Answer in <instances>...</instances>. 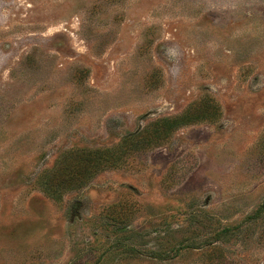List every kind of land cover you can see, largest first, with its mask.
Segmentation results:
<instances>
[{
    "label": "rangeland",
    "instance_id": "1",
    "mask_svg": "<svg viewBox=\"0 0 264 264\" xmlns=\"http://www.w3.org/2000/svg\"><path fill=\"white\" fill-rule=\"evenodd\" d=\"M0 264H264V0H0Z\"/></svg>",
    "mask_w": 264,
    "mask_h": 264
},
{
    "label": "trees",
    "instance_id": "2",
    "mask_svg": "<svg viewBox=\"0 0 264 264\" xmlns=\"http://www.w3.org/2000/svg\"><path fill=\"white\" fill-rule=\"evenodd\" d=\"M209 108L217 110L214 106H202L197 112H186L183 115L171 119H162L153 125L152 138L141 139L140 135L131 136L128 140L135 141L141 150L151 146H159L163 140L170 137L181 125L192 124L212 119ZM144 145V146H142ZM141 146V147H140ZM71 156V161L68 158ZM63 159L54 170H48L38 178L40 191L45 195L57 198L63 189L67 187L80 188L88 184L95 174L116 165V158L112 157L109 150H89L75 152Z\"/></svg>",
    "mask_w": 264,
    "mask_h": 264
}]
</instances>
